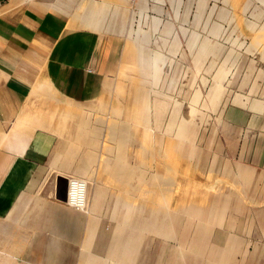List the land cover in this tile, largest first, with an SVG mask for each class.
<instances>
[{
	"label": "rangeland",
	"instance_id": "rangeland-1",
	"mask_svg": "<svg viewBox=\"0 0 264 264\" xmlns=\"http://www.w3.org/2000/svg\"><path fill=\"white\" fill-rule=\"evenodd\" d=\"M241 1H167L172 19L155 25L148 13L139 29L140 12L158 2L76 0L78 15L100 22L88 27L124 46L125 73L80 111L93 134L89 164L187 214V228L167 236L172 250L157 244L172 264H264V170L231 155L227 137L231 117L264 127V0L245 13Z\"/></svg>",
	"mask_w": 264,
	"mask_h": 264
},
{
	"label": "crops",
	"instance_id": "crops-1",
	"mask_svg": "<svg viewBox=\"0 0 264 264\" xmlns=\"http://www.w3.org/2000/svg\"><path fill=\"white\" fill-rule=\"evenodd\" d=\"M137 1L159 3L140 12L139 29L148 13L155 25L172 19L173 0ZM239 6L245 13L251 0ZM76 9V0H0V264H172L157 244L171 251L167 236L187 228V214L89 164L93 134L80 111L125 73L124 46ZM251 118L229 119V152L264 170V127ZM73 180L85 184L82 205L70 200Z\"/></svg>",
	"mask_w": 264,
	"mask_h": 264
},
{
	"label": "built area",
	"instance_id": "built-area-1",
	"mask_svg": "<svg viewBox=\"0 0 264 264\" xmlns=\"http://www.w3.org/2000/svg\"><path fill=\"white\" fill-rule=\"evenodd\" d=\"M85 184L81 181H71L70 200L72 203L82 205L84 203Z\"/></svg>",
	"mask_w": 264,
	"mask_h": 264
},
{
	"label": "bare ground",
	"instance_id": "bare-ground-1",
	"mask_svg": "<svg viewBox=\"0 0 264 264\" xmlns=\"http://www.w3.org/2000/svg\"><path fill=\"white\" fill-rule=\"evenodd\" d=\"M222 75H225V72H224V71L221 72V76H222ZM222 77H224V76H222ZM219 83H220V82H219ZM222 89H223V88H222L221 84H219V86H218V88L216 89V92H215V94H214V95H215V98L218 99V98L220 97V94H221V92H222ZM75 181H79V180H75ZM84 194H85V191H84ZM83 204H84V203H83Z\"/></svg>",
	"mask_w": 264,
	"mask_h": 264
},
{
	"label": "water",
	"instance_id": "water-1",
	"mask_svg": "<svg viewBox=\"0 0 264 264\" xmlns=\"http://www.w3.org/2000/svg\"><path fill=\"white\" fill-rule=\"evenodd\" d=\"M65 195H66V193H65ZM65 197V196H64Z\"/></svg>",
	"mask_w": 264,
	"mask_h": 264
}]
</instances>
